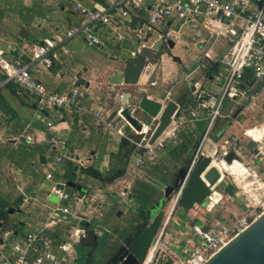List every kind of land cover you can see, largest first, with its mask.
I'll return each mask as SVG.
<instances>
[{
    "label": "built area",
    "instance_id": "1",
    "mask_svg": "<svg viewBox=\"0 0 264 264\" xmlns=\"http://www.w3.org/2000/svg\"><path fill=\"white\" fill-rule=\"evenodd\" d=\"M129 9L143 10L146 13L143 25L134 31L135 37L141 42L147 39L149 32L158 33L159 39L165 43L174 41L185 26L190 27L188 29L192 38L205 51L202 58L204 61H200L196 70L202 71L204 79L216 89L215 93L208 91L201 81L194 80L189 109L187 112L177 109L168 127L152 145H149L148 141L157 124L152 129L145 128L142 134L137 133L123 122L120 116L109 119L103 109L87 107V89L83 84H75L65 92H51L36 78L41 71L53 68L69 54V42L82 40L91 46L101 45L103 40L98 29L101 26L115 28L119 18L129 19ZM76 10L81 17L78 23L68 26L60 35L42 39L31 52L26 53L24 59L9 61L0 51V72L3 74L0 91L9 84H15L35 95L34 120L41 122L50 132L54 131V124L47 116L48 111L74 107L78 112L91 115L106 129L134 146L127 164L130 168H138L144 164L141 157H133L136 151L144 149L147 156H152L155 149L163 148L170 141L177 139L181 129L203 122L204 129L199 142L193 148L185 177L170 194L169 209L164 211L161 224L140 263L203 264L230 239L249 226L258 216V207L264 202L263 197L256 204H246L244 214L232 220L219 217L213 219L211 213L221 202V198L213 190L207 197L205 218L193 222L190 226L172 220L175 207L179 205L199 159L211 157L216 161L218 157L219 162L223 163L230 152L238 153L236 145L227 140L212 154L206 153L205 145L213 135L218 119L223 117L225 102L244 97L245 87L264 80V0H104L103 5L95 9L76 4ZM116 39L120 42L123 37L117 35ZM221 39L226 43L224 51L216 60H211L208 49ZM130 55L133 58L136 52L132 51ZM20 93L21 90L17 91L16 95ZM247 111L251 113V105L247 106ZM121 123L134 134L141 136L140 140L133 141ZM26 141L31 143L34 139L27 135ZM49 143L57 152V163L64 159L73 165L84 166L83 161L63 156L64 142L55 135L49 138ZM46 179H52V175L47 174ZM106 190L108 194L109 189ZM54 194L59 200L67 202L65 205L53 206L50 212L51 217H62L54 221V224H68L64 217L70 218L71 224L66 230L65 238L48 235V226L45 225L38 232L26 234L25 245H14L10 255H2L0 252V264H68L76 239L85 234L84 225L94 226L104 216L105 195L100 199L85 198L58 188L54 189ZM120 196L125 197L126 192L122 191ZM81 203L90 211L76 210L75 204ZM51 222L49 224H52Z\"/></svg>",
    "mask_w": 264,
    "mask_h": 264
},
{
    "label": "crops",
    "instance_id": "2",
    "mask_svg": "<svg viewBox=\"0 0 264 264\" xmlns=\"http://www.w3.org/2000/svg\"><path fill=\"white\" fill-rule=\"evenodd\" d=\"M103 3L104 0H0V51L2 56L9 61L24 59L26 53L31 52L33 47L42 39L53 35H60L68 26L76 24L81 20L80 14L76 10V4H80L89 9H95L103 5ZM129 14V19L119 18V22L115 28L101 26L98 29L99 35L103 40L101 45L91 46L87 43L88 46L95 47L96 51L99 50L97 52L102 53L100 56L103 57L107 63L103 75H101V82L98 83L102 92V94L100 92L101 97H103L106 91L117 88L111 87L109 85V80L113 72L117 71L119 67L117 66L118 68L114 69L108 59H113L114 61L124 60L126 58H131L130 53L132 51H137H126L120 47V42L124 40V36L119 31L124 29L125 32L123 33L125 34V37L130 36L137 43L139 40L135 37L134 31L143 25L146 13L143 10L135 11L129 9ZM117 35L123 37L120 42L116 39ZM150 35L152 37V33H148V37ZM176 37L177 39L181 38L179 35ZM158 39L159 35L157 34V37L152 40L151 43ZM78 41L82 42V40ZM72 42H77V40L69 42L67 44V49L68 45ZM225 44V41L221 39L208 49L211 60H216V58L222 55ZM205 49H207V47H205ZM201 50L203 54L205 52L204 48ZM68 56L69 54L63 58L66 59ZM63 58L59 63H56L53 68L41 71V73L36 76L48 91L65 92L75 84H83L85 88L88 89L90 83L96 81L94 80L96 79V75L92 73L88 74L84 79L81 78L83 75L82 72L76 74L74 78L66 77L65 73H63V65H65V59L63 60ZM201 60L203 59L198 61L197 66ZM168 62V60L163 59L161 65L162 68H166L165 70H167L165 74V82H172L174 80L175 82L172 83L173 85L177 80V75L173 74L176 68ZM181 62L183 63V60H181ZM185 62H188L187 64L190 63V61ZM169 64L171 66H169ZM189 65L194 67L193 64ZM170 69L173 71L170 72ZM84 73L87 74V70H85ZM195 75L200 79L196 80L201 81L203 86L204 83L210 84L207 79H204L202 71L200 72L199 70H196ZM147 77H145V80ZM2 78L3 74L0 72V80ZM157 79H159V75ZM13 85L14 87L19 88L15 84H9L0 91V113H5L4 109H7L9 114L12 111V114H7L9 121H11V123L15 121L22 122V125L16 128L15 138L13 140H17L19 136L24 138V143L20 145L14 143L15 146L13 145V147L0 149V164L6 162L10 172L14 173L4 179L5 186H14L15 191L18 193L17 196H13L14 193L9 190L5 195L0 194V201L6 202V211L9 215L8 226L3 227L2 224H0V252L2 255H10L11 248L14 245H25L26 234L38 232L45 225L48 226L46 231L48 235L52 236L56 234L59 235V239L65 238L66 230L71 224L70 218L64 217V221H68V224H54V221L60 220L62 217H51L50 215L53 206L65 205L67 203L59 200L54 194V189H60V185H63L62 190L70 194H76L79 197H95L100 199L105 195L104 216L100 218L99 225L101 227H108L111 224H115L116 222L113 223V219H110V217H112L110 213L112 212L109 211L112 207L108 209V204H110L114 197H116V194H106V189L116 181L120 182L124 180L129 169L127 170L126 166L125 176L115 180L110 185H103L100 181L85 176L81 172V169L87 166H94L104 172L115 167L117 165L115 162V156L119 150V142L122 139L116 133L106 129L91 115L78 112L74 107L60 108L47 112V116L54 124V131L50 132L41 122L34 120V115L36 113V96L28 91H24L27 94L26 97L19 100L14 93H12L11 86ZM249 86L245 87L246 95L244 97L227 100L229 101V105L224 109L223 117L218 119L217 128L205 145L206 153L212 154L215 149H220L223 142L227 140L236 145L238 149L237 154L240 156V161H233L231 166H228L223 162L227 169L225 170V173H227L228 176L226 175L223 177L214 189V191L217 192L218 197L221 198V202L215 207V213L218 214L211 215L213 219L219 217L220 219L224 218L223 220H229L230 216H232V218L240 217L245 212L246 204H256L264 197V124L260 125V121L264 118V80L261 81L259 85L252 84L251 87ZM127 87L129 86H119L121 89H126ZM121 95H123V93L116 94V96ZM13 99L18 101L22 107H28L31 116L26 119H22L18 115L16 116L14 107L11 105ZM105 99H102L103 104L97 105L96 107L92 102L88 101L87 97H85V103L89 108L103 109L105 116L109 119H115L116 116L114 115V109L109 107ZM186 105V108L189 109L190 103ZM250 105L252 106L251 113L247 111V106ZM56 120L63 124H57ZM201 124L204 125L203 122H198L189 126L194 131L186 133V135L185 132H183L184 128L181 129L178 138L170 141L163 148L155 149L154 154L152 155L153 157L147 156L145 152L143 156H141L138 153L140 150L136 151L133 157H141L145 162L141 167H131V169L135 168L140 170L146 168L147 174H150L148 172H153L155 168L162 172L161 180L165 181H167L168 178L170 179V175L172 177L176 176L181 169L180 165L182 163L186 165L190 160L187 158L189 151L199 142L204 129H200L199 125ZM99 126L103 127V130H99ZM193 127L197 128L194 129ZM26 131H31L28 135L33 137V142L29 143L26 141L27 135L21 136V132L24 134ZM71 131L75 132L77 135L79 134L83 136L85 148L88 150V158H75L83 161L84 166L73 165L68 160L64 159L62 162H56L57 152L49 143V138L52 135H55L56 138L63 141L65 145L68 139L67 137ZM125 131L129 135L134 134L133 132ZM114 134L117 136V139H114ZM248 135H250V137ZM111 142H113V144H111ZM257 144H259V146H257ZM109 145H112V149L109 148ZM113 147H115L114 152L111 151L113 150ZM159 151L161 153L155 157L156 153ZM181 151H184L182 152L183 154H181ZM62 154L63 156H73L71 153H66L65 148L62 151ZM154 157V163H149ZM48 159L51 161L53 159L54 161V164H52L50 169L47 167ZM67 163L70 165L72 164L75 169L73 181H67L64 175L66 166H68ZM158 164L163 165V167H159L160 165ZM176 165H178L177 169L173 171L172 169ZM57 166H61L60 169H62V172L59 169H56ZM231 167L233 168L232 170ZM40 174L42 176H40ZM47 174H51L52 179L47 180ZM167 174L170 175L168 176ZM13 177L20 178V181L17 182L13 180ZM86 178L91 179L93 183H86ZM68 183H74L77 187H80V189L69 188L67 187ZM48 184H54L51 190H47ZM132 187L133 185L129 190H124L126 192L125 197L129 198V193ZM53 198L56 199V204H51L52 202L50 200ZM31 206L32 209H30ZM222 206L225 210L222 215H219V209ZM127 207L130 208L129 206ZM75 208L76 210L86 209L85 211H90L89 208H86L82 203L75 204ZM15 211L21 213L24 212V221L13 224L12 215ZM116 211L117 209L114 213ZM119 215L120 213L117 214V217ZM193 218H196V216H193ZM128 219H130L131 222H134V213L132 214V217ZM128 219L126 218L124 221H130ZM201 219L202 216L196 218V221L194 220L193 222H199ZM50 222L52 224H49ZM84 226L86 227V225ZM2 255H0V259L2 258Z\"/></svg>",
    "mask_w": 264,
    "mask_h": 264
},
{
    "label": "water",
    "instance_id": "3",
    "mask_svg": "<svg viewBox=\"0 0 264 264\" xmlns=\"http://www.w3.org/2000/svg\"><path fill=\"white\" fill-rule=\"evenodd\" d=\"M150 40L151 36L142 42H137L139 48L135 57L124 61L119 69L113 72L109 85L111 87L141 85V88H138L135 93L114 96L112 107H114V113L120 116L123 119L122 121L137 133L142 134L145 128L152 129L157 124L148 141V144L152 145L168 127L174 112L177 109L181 110L186 106V103H180L178 99L179 91L169 98V94L159 90L160 88L156 83L160 73L159 66L163 60L160 53L163 42L158 39L148 45ZM167 44L169 49L174 47V42L171 40ZM174 61L176 63L181 62L177 58ZM147 69H150V71L145 74ZM143 75L148 77L142 85L140 80ZM149 91L157 97H150ZM107 96L104 94L101 98L105 99ZM144 152L145 150L142 149L138 153L143 156ZM192 154L193 148L189 151L187 158L190 159ZM233 161H240V156L234 152H230L223 160L228 166H231ZM212 162L211 157H201L199 159L179 201V206L182 209L190 210L194 205L207 204V197L222 178L226 176L227 173H222L213 167ZM186 167H182L175 176L176 181L165 188L163 196L165 200H169L174 188L182 183L186 174ZM67 187L80 189L74 183H68ZM59 188L62 189L63 185H60ZM159 207V204H157L151 220L146 224L147 227L132 242L130 252L121 255L117 262H113L114 264H140L143 261L154 234L164 217V211L160 210ZM80 239V237L76 239L75 246H78ZM203 264H264V210L248 227L230 239Z\"/></svg>",
    "mask_w": 264,
    "mask_h": 264
},
{
    "label": "rangeland",
    "instance_id": "4",
    "mask_svg": "<svg viewBox=\"0 0 264 264\" xmlns=\"http://www.w3.org/2000/svg\"><path fill=\"white\" fill-rule=\"evenodd\" d=\"M188 28H190V27L185 26L182 29V32L179 34V36H181V38H178V39L176 38L174 40L175 41V47H174L173 52H174V54L177 55V57H176L177 59L183 60L184 64L188 63L185 61H190L189 64H193L195 67H197V63L200 59L203 58V54H202L201 47L197 44L196 40H194L192 38V33ZM119 32H121L122 35L124 36V40L122 42H120L121 48H123L126 51L137 50L139 48V44H137L136 41L134 39H132V37H130V36L125 37V34L123 33V32H125L124 29H121ZM149 33H152V37H151V40L149 41L148 45L151 43L152 40H154L157 37V34H158V33H154V32H149ZM125 39H127V40H125ZM68 49H69V56L66 59L63 58V60L65 59L64 60L65 65H63V67H64L63 73H65L66 77L74 78L76 76V74H78L79 72H82L83 75L81 78H83V79L86 78V76L90 73L96 75V79H94L96 81L90 83V86L87 89V96L86 97H87L88 101L92 102L95 107L97 105L103 104V100L101 99L102 92H101V88L98 85V83L101 82V75H103V71H104V68L106 67L107 63H106V60L100 56V55H102V53H98L97 51H99V50L96 51L95 47L88 46V44L86 42H83V41L80 42L78 40H77V42H72L71 44H69ZM122 63L123 62L121 60H117V61H113L111 63V65H113L114 69H117L119 66L122 65ZM172 64H174V67H178L177 64H175V63H172ZM161 67H162V65L159 68L161 69ZM164 69H166V68H164ZM85 70H87V72H88L87 74L84 73ZM149 71H150V69H147L145 71V74H147ZM166 72H167V70H165V71L162 70L159 73V79L157 80V82L161 86H164L165 89H168V86H171L172 83H174L175 81L173 80L172 82H170V81L165 82ZM145 77H147V76L143 75L141 77L140 84L143 85L145 83V81H146ZM195 79H198L197 75H194L190 79V81L193 82ZM198 80H200V79H198ZM95 84H97V85H95ZM255 84L259 85L260 81H257ZM203 87L206 90L211 91L213 93L216 92L215 87H213L211 84L204 83ZM138 88H141V85L140 86H134V87H127L126 89H121V88L117 87V88H114V90H110V91L105 90L106 91V92L104 91L105 96L108 95L107 98L105 99V101L111 109H114V107H112L113 96H116V94H121V93H123V94L124 93H135ZM100 92H101V94H100ZM149 93H150V97H157L156 95H154L153 92L149 91ZM228 103H229V101H226V103L224 104V109L228 107V105H229ZM11 105L14 107V111L16 113V116L18 115L22 119H26L27 117L31 116L29 113L30 111H28L29 108L25 107V106L22 107L18 103V101L13 99L11 102ZM181 110L184 112H187L188 108H186V106H185ZM4 112L5 113H2V112L0 113V149L1 148H4V149L10 148V147H13V145L15 146V144L20 145V144L24 143V138L19 137V136H18L17 140H15V141L13 140L15 138L16 128L20 127L22 125V122L15 121V122L11 123V121H9V119H8V115L12 114L13 112L11 111V113L9 114L7 109H4ZM251 120H252V118H251ZM56 122L59 125L63 124V123H59L57 120H56ZM263 124H264V118H262V120L260 121V125H263ZM122 126L125 130H127L123 123H122ZM199 126H200V129L204 128L203 124H201ZM193 128L195 129L197 127H193ZM98 129L103 130V127L99 126ZM193 131L194 130L189 126L185 127L183 130V132H185V135H186V133L193 132ZM30 132L31 131H26L24 134H22V132H21V136L28 135V134H30ZM77 133H79V132H77ZM67 138L68 139H67V142L65 144L66 153H71L74 156V158L78 157L80 159H87L88 158V150L85 148V145H84L85 142L83 141V136H81L79 134L77 135L75 132L71 131ZM114 139H117L116 135L114 136ZM111 144H113V142H111ZM109 146H110L109 148L112 149L111 148L112 145H109ZM257 146H259V144H257ZM114 148L115 147H113V150H111V151L114 152L115 151ZM160 153H161L160 151L157 152L155 157H157ZM151 157H153V156H151ZM155 157L153 159L151 158L152 160L149 161V163L150 162L154 163ZM216 161L219 162L218 157L216 158ZM144 162H145V160H144ZM52 164H54L53 159H52V161L50 159H48L47 160V167L49 169L51 168ZM61 166H57L56 169H59L62 172V169H60ZM128 169H129V171H127V175H126L124 180H122L120 182L116 181L113 185H111L110 187H107V189H109V193H115L116 194V197H114V199L110 202V204H108V206H109L108 209H110L112 207V209L109 211V212H112V213H110V215L112 216V217H110V219H113V223L116 222L115 224H120L121 221H124L126 218L127 219L131 218L132 214L134 213L135 207H137L135 205L134 201L129 200L128 197H124V198L120 197V193L124 190H126V191L129 190L130 187L132 185H134V183L136 181H140L141 183L147 184L148 190L153 191L152 193L155 194L154 195L155 199L160 200V201H162V199H163L165 188L170 185V179L167 177L168 178L167 181L161 180L162 172L158 171L155 168H154L153 172H151V171L148 172L150 174H147L146 168L137 170L135 168L131 169L130 167H127V170ZM0 173H1L0 174V194L5 195V193H7L10 190V192L14 193L13 196H17L18 193H17V191H15L14 186H9V187L5 186L4 179L6 177H9V176L14 174L13 172L12 173L10 172V169L7 167L6 162H3L0 164ZM226 175L228 176V174H226ZM40 176H42V175L40 174ZM19 179L20 178H18V177L17 178L13 177V180H15L17 182L20 181ZM85 182L86 183L87 182L93 183V181L91 179H88V178H86ZM53 186H54V184H48L47 190H51ZM41 199H42V197H41ZM50 201L52 202L51 204L57 203V202H55L56 199H54V198L51 199ZM127 206H129L130 208H128ZM169 206H170V199L166 200V203L162 205L160 210L167 211L169 209ZM262 206L264 207V202L257 209L258 215L261 214L264 210V208H262ZM204 208H206V204L194 205L190 210H184L178 205L175 207V210H174V213L172 216V220L179 222V223L183 222L184 224L190 226L194 220L196 221V218H198L200 216H202V218H205V216H207V213H206ZM30 209H32V206ZM116 209H117V211L114 213V211ZM104 210H105V207H104ZM224 210H225V208L222 206L219 209V215H222ZM215 212H216V210L214 209L212 211L211 215L218 214ZM118 213H120V215L117 217ZM152 215L153 214H151V216ZM192 215L196 216V218H193ZM12 218H13V224L21 223L22 221H24V212L21 213L19 211H15V213L12 215ZM222 219H224V218H222ZM232 219H234V218H232V216H230L229 220H232ZM68 264H70V261Z\"/></svg>",
    "mask_w": 264,
    "mask_h": 264
},
{
    "label": "flooded vegetation",
    "instance_id": "5",
    "mask_svg": "<svg viewBox=\"0 0 264 264\" xmlns=\"http://www.w3.org/2000/svg\"><path fill=\"white\" fill-rule=\"evenodd\" d=\"M160 40L163 42V45L160 48V53L163 56L162 58L168 60V63H175L178 66L175 67L176 69L173 73L177 75L176 79L178 81L176 80L175 84L168 86V89H165L164 86H161L158 82L156 84L159 86V90H163L164 93L170 95L169 98L179 91L180 94H178V99L180 103L189 104L191 103L193 83L190 79L195 75L197 67L182 62L176 63L174 60L177 55L173 52L175 42L173 41L174 47L169 49L167 47L168 44L162 39ZM128 60L129 58H126L121 61L124 62ZM108 61L112 63L114 60L108 59ZM169 66L171 65L169 64ZM163 69L164 68L161 67V69L159 68V71L161 72ZM172 71L173 70L170 69V72ZM157 201L159 202L160 200ZM140 225L141 224H138V222L135 223L130 220L121 221L120 224H111L108 227H101L99 223L94 226H87L85 234L78 242V246H74L72 249L70 264H114L113 262H117L121 255L130 252L132 242L139 233L147 227L146 225L144 228H141Z\"/></svg>",
    "mask_w": 264,
    "mask_h": 264
},
{
    "label": "trees",
    "instance_id": "6",
    "mask_svg": "<svg viewBox=\"0 0 264 264\" xmlns=\"http://www.w3.org/2000/svg\"><path fill=\"white\" fill-rule=\"evenodd\" d=\"M11 88H12L11 89L12 93H14V95L19 100H22L24 97H26L27 94H26V92H24L25 90H21L20 95L17 96L16 92L20 91V88L14 87V85L11 86ZM16 88L19 90H17ZM114 115L116 116V113H114ZM217 125H218V121L215 125L214 131L216 130ZM127 131L131 132L128 127H127ZM129 136L135 142L139 141L141 138V136L134 135V134H130ZM133 150H134V146L130 142L122 139L119 142V150L115 156V162L117 164L115 167H112L111 169H109V171L103 172L94 166H87L85 168H82L81 172L85 176H88V177H91L93 179L100 181L103 185H110L115 180H118V179L125 176L126 166H127V163L129 161V158H130ZM182 152H184V151H181V154H183ZM67 164H68V166H66V170H65L64 175H65L67 181H73L75 169L72 166V164L71 165L69 163H67ZM187 164H188V162L186 163V165L184 163H182L180 165V168L187 166ZM158 165H160L159 167H163V165H161V164H158ZM177 166L178 165L174 166L172 170L175 171L177 169ZM169 177H170V185H172L176 181V177L175 176L172 177L171 175ZM152 192L153 191L148 190L147 184L141 183V182H136L133 185V187L131 188V191L129 193V199L133 200L135 205L137 206V207H135V210H134V217L136 216L134 219V222L135 223L138 222V224H141L140 225L141 228H144L146 226V224L151 220V218H152L151 214L154 213L156 206H157L156 203L158 201H157V199H155V197H154L155 194ZM165 203H166V200L164 198L162 199V201L158 202L160 207H162V205ZM6 207H7L6 202L0 201V224H2L3 227H7L8 223H9V215H8V212L6 211ZM12 226H9V227H12ZM52 236L59 238V235H56V234L52 235Z\"/></svg>",
    "mask_w": 264,
    "mask_h": 264
},
{
    "label": "bare ground",
    "instance_id": "7",
    "mask_svg": "<svg viewBox=\"0 0 264 264\" xmlns=\"http://www.w3.org/2000/svg\"><path fill=\"white\" fill-rule=\"evenodd\" d=\"M213 167H215V168H217L218 170H220L222 173H225V170H227L226 169V167L224 166V164L223 163H220V162H217V161H213L212 162V164H211ZM238 165V164H237ZM236 166V165H235ZM237 167V166H236ZM239 167V166H238ZM235 168V167H234ZM233 168L231 167V170H232ZM238 169V168H237ZM236 170V169H235ZM242 171V170H241Z\"/></svg>",
    "mask_w": 264,
    "mask_h": 264
}]
</instances>
